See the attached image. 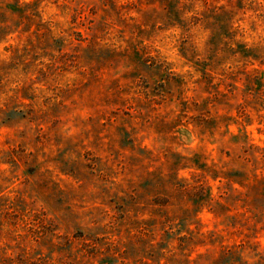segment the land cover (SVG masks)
Segmentation results:
<instances>
[{"label": "rangeland", "instance_id": "374dc122", "mask_svg": "<svg viewBox=\"0 0 264 264\" xmlns=\"http://www.w3.org/2000/svg\"><path fill=\"white\" fill-rule=\"evenodd\" d=\"M0 264H264V0H0Z\"/></svg>", "mask_w": 264, "mask_h": 264}]
</instances>
